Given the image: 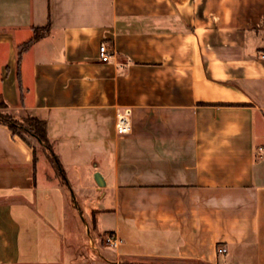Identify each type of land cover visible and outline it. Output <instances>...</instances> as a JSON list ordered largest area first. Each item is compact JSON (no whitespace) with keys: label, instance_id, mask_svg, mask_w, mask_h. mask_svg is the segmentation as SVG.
I'll use <instances>...</instances> for the list:
<instances>
[{"label":"crops","instance_id":"crops-1","mask_svg":"<svg viewBox=\"0 0 264 264\" xmlns=\"http://www.w3.org/2000/svg\"><path fill=\"white\" fill-rule=\"evenodd\" d=\"M1 99L0 264H264V0H0Z\"/></svg>","mask_w":264,"mask_h":264},{"label":"trees","instance_id":"trees-1","mask_svg":"<svg viewBox=\"0 0 264 264\" xmlns=\"http://www.w3.org/2000/svg\"><path fill=\"white\" fill-rule=\"evenodd\" d=\"M49 27L44 28L42 30L36 29L34 32V37L31 41H29L27 44H25L21 48V53L27 50L33 43H35L37 40H39L42 36H44L46 33H48ZM0 105L7 108V104L1 99ZM0 123L8 126L15 134H18L22 136L23 138L27 135H29L31 138H35L40 142L43 146H45L49 152V159L61 175H63L62 167L60 165V162L57 158V156L54 154L52 150V146L48 140L47 137V123L45 121H42L34 116H27L24 119V122L20 123L19 120L11 113L8 114H2L0 115ZM25 137V138H26Z\"/></svg>","mask_w":264,"mask_h":264},{"label":"built area","instance_id":"built-area-1","mask_svg":"<svg viewBox=\"0 0 264 264\" xmlns=\"http://www.w3.org/2000/svg\"><path fill=\"white\" fill-rule=\"evenodd\" d=\"M111 58L110 51L106 43L100 46V60L108 61ZM132 115L131 108L117 107L115 109V129L119 136H128L132 131ZM259 155H264V147H259L257 150ZM101 241L104 247L111 250H118L122 244V240L115 231H105L101 235ZM92 247L94 244L92 243ZM225 247H219L218 253L225 254Z\"/></svg>","mask_w":264,"mask_h":264},{"label":"rangeland","instance_id":"rangeland-1","mask_svg":"<svg viewBox=\"0 0 264 264\" xmlns=\"http://www.w3.org/2000/svg\"><path fill=\"white\" fill-rule=\"evenodd\" d=\"M8 113H11V112H9L5 107L0 105V115L8 114ZM15 117L19 120L20 123H22V122H24V119L27 116L26 115H22V116H15ZM27 138H31V137L29 135H27ZM79 217H80V215H79ZM69 222H70V220H69Z\"/></svg>","mask_w":264,"mask_h":264},{"label":"water","instance_id":"water-1","mask_svg":"<svg viewBox=\"0 0 264 264\" xmlns=\"http://www.w3.org/2000/svg\"><path fill=\"white\" fill-rule=\"evenodd\" d=\"M97 181H98V184L101 185V183L99 182V179H97Z\"/></svg>","mask_w":264,"mask_h":264}]
</instances>
